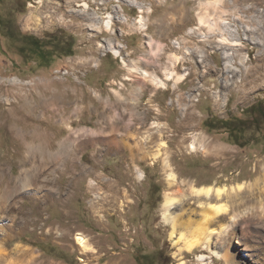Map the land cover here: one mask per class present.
Listing matches in <instances>:
<instances>
[{
	"label": "rangeland",
	"instance_id": "1",
	"mask_svg": "<svg viewBox=\"0 0 264 264\" xmlns=\"http://www.w3.org/2000/svg\"><path fill=\"white\" fill-rule=\"evenodd\" d=\"M133 1L142 10L129 0H76L73 10L66 0H0V264H196L205 251L183 252L172 237L166 193L199 220L205 198L191 184L246 192L264 168V119L246 111L260 100L264 109V0ZM93 12L111 14L112 26L95 28ZM24 34L54 54L31 52ZM38 96L48 107L28 115ZM231 118L235 137L222 124ZM33 125L56 142L71 137V152L56 162L30 153L15 126ZM8 177L19 188L7 195ZM250 212L237 217V264H264V220ZM78 233L95 251H82Z\"/></svg>",
	"mask_w": 264,
	"mask_h": 264
},
{
	"label": "bare ground",
	"instance_id": "2",
	"mask_svg": "<svg viewBox=\"0 0 264 264\" xmlns=\"http://www.w3.org/2000/svg\"><path fill=\"white\" fill-rule=\"evenodd\" d=\"M66 1L69 4L68 5L70 7L69 10H73L71 9V7L73 6V3L76 0H66ZM117 1H121V0H117ZM129 1L132 4L140 6L142 10V6L137 1H133V0H129ZM84 6L85 9L90 7V5L87 2L84 3ZM87 18L88 20H90V22L93 23L92 25L97 29H100L101 24L104 23L108 28H110L113 23V17L111 14L109 18L105 21L102 18H100L95 12L89 14ZM235 36L236 34L232 36L233 41H230L232 45L240 44V42L237 40L238 38H236ZM106 47L110 50L115 51V53L118 55L121 53L120 47L114 46L111 43H109ZM225 54L226 57L228 58L227 65L233 67L232 52L226 51ZM142 73L145 76L146 75L150 76L152 80H154L157 84L164 86L166 85V81L163 78L159 77L156 74V72H151L147 69H142ZM173 74L174 72H170L167 73V76L171 78ZM45 101H47V99H45L42 96H38L35 104L30 106L28 115H38L39 109L41 108L43 110V107L46 105L45 103H48ZM16 103H18L17 104L18 107L22 110L25 109V105L26 106L29 105L28 102L27 103L22 102V99H20L19 102L16 101ZM20 103H24V105H21ZM15 107L16 106H14V108ZM47 107L48 106L46 105V108ZM14 108L12 107L11 110H14ZM40 116L38 117L39 119L44 118L45 120H49V118L52 117L53 115L47 113L46 117H40ZM16 119H20V118L16 117ZM119 124H121V122H119ZM41 126L42 125H33V127L31 128L32 130L15 126L20 138L22 137L25 140L28 148L30 149L28 150L30 151V153L32 152L34 154L37 152L38 154L43 155L44 158L47 157L49 160L52 161L54 160L56 162L59 160L60 156H63L66 153L69 154L71 152L70 149L71 148L70 141L72 140L71 137L66 138L65 140H62L60 142H56L55 140L56 137L53 138V136H50L48 128H43ZM125 126L127 127L128 130H132L133 128V125L131 124H127V125L125 124ZM28 139H30L29 143L27 141ZM56 145L59 146L58 150L60 149L58 152L57 151L54 152L53 150L54 149L53 147ZM159 153L160 152H157L156 155H158ZM70 158H72V156H70ZM259 169H260L259 170L260 173L255 178L254 182H252L250 188L246 192L243 191V187H244L243 183H240L236 187H228L227 185H214V184L195 186L194 184H191L190 185L191 193L197 196V200H200L201 197L205 198V201L201 202L202 213L199 220L192 219L191 216L186 217L187 216L186 212L189 208L188 204L190 202H188L186 199L183 200L182 197H180L179 195H174L170 192L166 193L165 202L163 204L164 206L163 216L165 221L172 224L173 226L172 237H178L177 243H181V242L184 243L183 252L187 251L189 253H193L197 248H202V250L205 251L198 255L197 257L198 262L196 264H217V260H221L220 264H237L238 262L240 263L239 260L240 251L236 250V242L232 241L234 237L235 225H237L238 215H247L248 212L252 210L250 214L252 215L253 219L258 220L257 223L262 222L261 220H264V168L259 167ZM140 174L142 175V173ZM25 176H23L24 178L23 182L24 181L28 182L32 178L29 174H27L26 177ZM168 178H169L170 186L178 185V178L174 172H170L168 174ZM4 181L5 183L3 184L6 185L5 191L7 195L9 194L10 191H12V188L13 189L19 188L18 183H17L18 185L16 184L15 186L16 188L13 187V183L15 182V179L12 177H8L7 180ZM233 191H235L236 193L235 196H233L231 193ZM178 192L184 195L182 190L178 189ZM230 197H232L234 201H232V199L230 200ZM178 201H180L181 204L178 205V207H176ZM244 205H251L250 207L251 209L249 208L250 209L249 211L248 209L246 211L240 209L241 207H244ZM240 212L242 213L240 214ZM1 217L2 216L0 215V218ZM76 239L79 246L82 247V251L94 250V246L92 242L83 233H78ZM31 252L25 251L24 249L22 250V254L24 256L27 255L28 253L31 254ZM33 256H35V258L38 260V258L36 257L37 255L33 254ZM260 261L264 262V251L260 252Z\"/></svg>",
	"mask_w": 264,
	"mask_h": 264
},
{
	"label": "trees",
	"instance_id": "3",
	"mask_svg": "<svg viewBox=\"0 0 264 264\" xmlns=\"http://www.w3.org/2000/svg\"><path fill=\"white\" fill-rule=\"evenodd\" d=\"M1 23V22H0ZM23 38L26 39L24 41V43L30 47L29 50L31 52H34L36 55H39L42 59L45 56H52L54 53L52 52H44V45H41L39 42V38H37L36 36L33 35H29V34H24ZM263 104V102L257 101L256 103L252 104L246 111L248 114L252 115V121H254V123H258L256 121V117L261 116L264 119V109L261 110V105ZM209 119H207L205 122L207 123ZM239 121L238 118H231L230 120H226V121H222L223 127L227 128L230 130V133L232 134L233 137H235V133H239L242 132L241 130V126L240 124H238L237 122ZM209 126H211L209 124Z\"/></svg>",
	"mask_w": 264,
	"mask_h": 264
}]
</instances>
